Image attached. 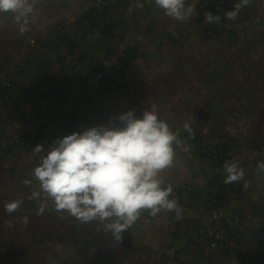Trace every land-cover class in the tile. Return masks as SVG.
Masks as SVG:
<instances>
[{"label":"crops","instance_id":"obj_1","mask_svg":"<svg viewBox=\"0 0 264 264\" xmlns=\"http://www.w3.org/2000/svg\"><path fill=\"white\" fill-rule=\"evenodd\" d=\"M206 1L226 13L242 3V0H189L187 5L194 6L192 15L178 22L164 15L153 0H37L31 18L47 22L43 23L44 41L40 40L43 50L50 49L45 40L50 41L52 30L66 23L61 21L63 18H71L64 11L76 9L80 15L86 11L84 7L97 8L90 9V4L111 3L117 7L118 2L125 28L139 40L134 53L137 54L140 46L144 52L134 63L132 76L125 80V85L108 91H102L99 78L89 72L81 73L82 78H78L75 86L60 93L42 81L46 66L39 82L29 80V75L36 72L34 63H30L27 72H22L19 78L24 83L27 81V87L37 84L38 88L31 94L25 92L24 97L23 91L19 92L0 107V129L5 128L16 136L27 131L38 132L39 128L42 133L39 140L26 147L9 145L5 153L0 151L3 153L0 156V264H15L12 260L17 258L18 249L24 264H231L210 239L187 235L192 222L212 224L208 203L214 182L221 184L227 195V216L232 228L242 232L248 246L256 239L264 224V172L257 170L258 162H264V0H248L234 20L227 19L225 29L230 36L220 43L204 38L207 25L200 20L199 10ZM130 6L137 9L131 10ZM108 10L107 19L114 17ZM4 14L9 18L14 16ZM12 48L13 52L0 56L9 60L10 65H16L23 51L30 49L28 42ZM152 106L173 131L184 134L172 166L161 173L165 184L175 190L192 188L191 193L184 192L181 196L179 218L175 214L151 217L148 211H143L131 227V246L126 249L99 222L81 224L67 213L56 211L51 200L44 201L45 210L38 214L42 201L30 198L32 192L39 191V183L32 175L40 156L33 151L36 145L47 148L61 135L106 123L110 117L128 109H134L139 116ZM198 109L200 119L205 117L203 120L210 122L208 126L207 123L199 126L204 128V138L215 137L214 144L227 136L232 140L228 161L243 168L242 180L225 183L224 163L208 158L188 138L190 133L183 125L188 121L187 116ZM230 117L235 123L212 128V124L217 126ZM25 180L31 183L25 184ZM14 200L23 203L15 212L7 213L5 204ZM238 211L246 213L249 221L237 225L233 217ZM61 224L74 228L72 238H62ZM40 241L73 243V252L65 254L58 245L56 252L44 247L38 251L36 244Z\"/></svg>","mask_w":264,"mask_h":264},{"label":"clouds","instance_id":"obj_2","mask_svg":"<svg viewBox=\"0 0 264 264\" xmlns=\"http://www.w3.org/2000/svg\"><path fill=\"white\" fill-rule=\"evenodd\" d=\"M164 15L178 22L186 21L193 5L186 0H153ZM37 0H0V14L12 13L21 34L28 31ZM248 0H242L235 10L225 13L234 20L238 10ZM142 7V5H141ZM219 16L206 14V22H219ZM209 36V35H208ZM184 130L191 134L188 123ZM183 144L179 131L159 118L155 106L141 115L134 109L110 117L106 123L61 135L47 148L38 144L34 153L40 154L32 175L39 183V191L30 198L41 199L38 214H42L51 200L58 212H65L81 224L99 222L103 229L120 240L148 211L151 217L174 212L181 215L173 188L166 185L161 173L172 166L176 149ZM225 183L240 181L244 170L236 162L225 161ZM257 170L264 172V162ZM30 184V180H25ZM14 200L5 204L7 213L15 212L22 204Z\"/></svg>","mask_w":264,"mask_h":264},{"label":"rangeland","instance_id":"obj_3","mask_svg":"<svg viewBox=\"0 0 264 264\" xmlns=\"http://www.w3.org/2000/svg\"><path fill=\"white\" fill-rule=\"evenodd\" d=\"M188 3L189 0H186V4ZM117 5L118 6L115 7L111 6V3L105 4V6L104 4L99 5L97 3H93L90 4V9L96 6L97 12H95L96 9L87 10L89 8L86 9V7H84L83 10L86 11H83V13H80V15L76 11V9H73L71 11L67 10V12L64 11L65 15L71 18H63V20L61 21L66 23L58 24L56 30H52L50 41H48V39L47 41L45 40L46 43L48 42L50 44L49 50H43L40 42V40L44 41V33H46L44 24H46L47 22L44 23L41 21L40 23V21L36 22L33 20V18H31L28 31L21 34L19 32V25L15 21L14 16L9 18V16L6 14L0 15V56L8 55L10 51L13 52L12 46H18V43H23V45L25 46V42H28V46L30 47V49L27 48L23 51L24 54H22L21 60H19L16 65H10L9 63H7L10 61L5 60V58L3 57H1L2 59H0V107L7 104L9 99L16 96V94H18L19 92L23 91V94L21 96L24 97L25 92L26 94H31L38 88L37 84L34 85V87H27V81L24 83V81L19 78L22 75V71H20L19 68L21 62H26V66L23 70L24 72H27L31 62L35 64L34 70H36V72L29 75V80L35 79V81L38 82L39 78L41 77V72L46 66L44 71L49 70V74L51 73L55 75L56 78L60 80L58 82L60 85H52L53 91L56 93L63 92L67 88L68 90H70V87L75 86L76 82L79 81L78 78H82V74H84L85 72H89L91 75L97 76L99 78L100 82L98 84L102 91H108L112 87H116V84L108 82V85L110 87L106 88L107 78L124 77V86L125 80H128L132 76L130 74L132 73L131 70L132 67H134V63L136 62V60H138V58H140V55L144 52V50L141 49L142 46H140L139 48H137V54L135 52V56L133 53L131 57H127L123 53V50L125 48H136V43L139 40L136 37V34L125 28L126 23L123 21L120 5L118 2ZM145 5L149 6L150 4L145 3ZM206 5L207 1L203 5L201 4V7H204ZM109 8L112 12V16H114L115 18H110L109 16L107 19L105 15L98 17V20H96V17L100 12L102 15L103 12L107 11ZM130 9L136 10L137 8L136 6H130ZM218 11L219 12L214 16H219L221 18L219 22L209 23L205 20L202 22L205 23L208 28V31L204 34V38H206L207 40L210 39V41L212 39V42L220 43L224 39L228 38L229 33L227 32L228 30L225 29V21L227 20L225 16L226 12H224L223 8H218ZM83 15L87 17L90 16V18L84 20V17H82ZM137 23L138 22H133V24ZM131 26L132 24H129V27ZM107 27H109L108 31L113 34L114 38H108L109 32H105V29ZM218 28L219 30H221L219 31ZM215 29L217 30V32L215 31ZM223 30H225V33ZM167 32L171 33V31L169 30H167ZM125 33H130V35L125 36ZM64 37H66L65 40ZM132 37L133 39L130 40V38ZM105 39L106 43L104 41ZM228 40L232 42L230 38ZM31 41H34V44H32ZM52 51L56 52L57 54H54ZM136 55H138V57H136ZM210 55H212V53ZM244 58H247V56ZM62 63L63 66L60 67V64ZM102 65L105 66V71L102 73L97 72L96 70L99 69ZM81 66L83 68L82 70L79 69ZM220 70L226 71L228 70V68H222ZM107 71H110V75L107 74ZM11 72L13 74H11ZM221 77L222 76H219V78ZM118 83L121 85L122 82L118 81ZM195 111L196 112H194V114H192L191 116H187V123L191 125V134L188 138L193 140L198 148H202L204 150V154H206L210 159H214L213 156L215 155L217 149H219L217 152L219 156V163H225V161H228L231 156L229 147L232 140L227 136L223 139L224 141L222 140L219 143L214 144L212 143V141L216 140L215 137H207V139L204 138L202 136V130L204 131V128L202 129V127L199 126H203L204 123H207L206 126H208V123L210 122L203 120L205 119V117L203 119H200L201 114H199L198 112L200 111L199 109ZM177 118H179V116H177ZM233 120L234 119L232 117L226 118L225 120H222V123H219L217 126L212 124V128H216L222 124L227 125L235 123L233 122ZM4 129H0V151L3 153H5V148H8L9 145L14 148L18 146H28L33 141L39 140L42 133V130H40L39 128L37 129L38 132L27 131L24 134H19L18 136H16L11 134L8 130ZM179 135L181 139L184 138V134L182 131H179ZM3 153H0V156H2ZM62 229L65 232L61 233L62 238H72L71 236L74 234L73 227H71L70 225L61 224L60 230ZM21 231L25 230L21 229ZM40 242L36 244L38 251H43L44 247L45 250L49 249L51 250L50 252H56L55 247L58 245L59 249L64 250L65 254H71L73 252V249L71 248L73 243L67 244L61 242V244H55L52 242H48V244H44ZM223 252L227 255L230 263L232 264L235 261L233 259V256L226 251ZM20 254L21 251L18 249L17 258L13 259L12 262H14L15 264H24L21 261L22 259H20Z\"/></svg>","mask_w":264,"mask_h":264},{"label":"built area","instance_id":"obj_4","mask_svg":"<svg viewBox=\"0 0 264 264\" xmlns=\"http://www.w3.org/2000/svg\"><path fill=\"white\" fill-rule=\"evenodd\" d=\"M219 30V28H218ZM217 32V30L215 29ZM220 31V30H219ZM212 34V33H211ZM34 44V41H31ZM24 66L22 64L20 69ZM218 150L213 156L214 159H218ZM192 188L183 187L181 190L173 189L172 196H174L178 203L181 202V196L184 192L191 193ZM209 203L208 212L212 219V224L206 226L201 222H192L189 226L187 234L194 238L210 239L211 244L218 246L221 250L228 252L233 256L235 260L232 264H260L264 261V224L262 228L256 233V239L248 246L242 232L237 229H233L231 220L227 216V210L229 208V202L227 195L222 188V185L214 182L209 189ZM223 195L225 197H223ZM163 214H175L174 212H161L157 216ZM233 221L237 225L244 224L249 221L247 214H243L238 211L233 217Z\"/></svg>","mask_w":264,"mask_h":264},{"label":"trees","instance_id":"obj_5","mask_svg":"<svg viewBox=\"0 0 264 264\" xmlns=\"http://www.w3.org/2000/svg\"><path fill=\"white\" fill-rule=\"evenodd\" d=\"M227 10V9H226ZM95 12H97V9L95 10ZM218 9L212 4V3H207L206 6L204 7H201L200 6V10H199V16H200V20L201 21H204L205 20V16L206 14L208 13H211L213 16L216 15L218 13ZM100 16H105V11L103 12V14L101 15V12L97 15L96 17V20H98V17ZM82 17H84V20L85 19H88L90 18V16H85L83 15ZM206 21V20H205ZM212 28V27H211ZM217 28V27H215ZM109 27H107L105 30V32H109L108 31ZM208 31V28L206 29V32ZM108 38L112 39L114 38L113 34H111L110 32L108 33ZM66 39V37H64V40ZM105 43H106V39L104 40ZM133 49H128V50H125L123 53L125 54V56L127 57H131L132 54L134 53V51H132ZM135 55V53H134ZM24 64V66L20 69V71L24 72V67L26 66V62H21V64L19 65V68L20 66ZM105 66H100L99 69H97L96 71L99 72V73H102L105 71ZM124 77L123 78H107V84H106V88L110 87L108 85V82H112V84H116V87L118 88H122L123 84H124ZM42 81H45L46 84L48 86H52V85H60L58 82L60 80H58V78H56L55 75L53 74H49V70H45L44 73H43V77H42ZM118 81L122 82L121 85L118 83ZM57 88V87H56ZM54 88V89H56ZM219 157V156H218ZM118 243L120 245H122L123 247H125L126 249L129 248L131 246V228L125 230L122 234H121V239L118 240Z\"/></svg>","mask_w":264,"mask_h":264},{"label":"bare ground","instance_id":"obj_6","mask_svg":"<svg viewBox=\"0 0 264 264\" xmlns=\"http://www.w3.org/2000/svg\"><path fill=\"white\" fill-rule=\"evenodd\" d=\"M107 74L110 75V71H107ZM157 217H159V216H157Z\"/></svg>","mask_w":264,"mask_h":264}]
</instances>
